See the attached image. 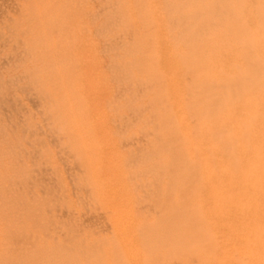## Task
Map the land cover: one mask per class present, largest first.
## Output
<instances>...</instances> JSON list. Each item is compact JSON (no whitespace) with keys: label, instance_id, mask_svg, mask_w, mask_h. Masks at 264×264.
Instances as JSON below:
<instances>
[{"label":"rangeland","instance_id":"obj_1","mask_svg":"<svg viewBox=\"0 0 264 264\" xmlns=\"http://www.w3.org/2000/svg\"><path fill=\"white\" fill-rule=\"evenodd\" d=\"M209 1L0 0V228L10 251L6 263L200 264L202 250L191 257L184 250L204 231L193 215L202 183L194 173H183L188 159L182 140L170 133L173 100L168 90L170 72H178L180 82L187 83L184 94L190 93L194 74L180 60L182 50L191 49L193 55L211 33L216 47L232 42L221 17L227 8L219 3L211 9L217 24L198 38L191 33L208 23ZM247 8L238 10L249 14L248 24H258L254 7ZM151 20L158 21L155 27ZM248 52L246 60L253 58ZM178 59L187 64H180L182 70L174 66ZM187 120H192L187 122L194 141L200 140L188 111Z\"/></svg>","mask_w":264,"mask_h":264},{"label":"bare ground","instance_id":"obj_2","mask_svg":"<svg viewBox=\"0 0 264 264\" xmlns=\"http://www.w3.org/2000/svg\"><path fill=\"white\" fill-rule=\"evenodd\" d=\"M185 1H187V0H185ZM254 1H255V3H252ZM217 3L224 5V7L227 8L225 11L223 8L222 11H224L223 12L224 14H222L221 17L223 18V22L225 23V36L229 37V39L232 38V42L230 41L231 44H229L225 48L224 47L219 48L218 45L216 47V43L214 42L216 35L214 33H211L209 37L203 38L202 41L200 42V44L198 46H196L197 48L195 50H193V51H195L193 53V55H192V53H190L191 49H190V52H188V51L184 52V50H182L183 56H181V57L183 59L180 58V60L181 61L185 60V63L187 62V63H189V65L191 67L193 66L192 68L190 67V71L193 72V74H194L193 79H191L193 84H192L191 88L189 89L190 93L184 94L185 89H187L186 88L187 83L183 84L182 82H180L178 72H174V73L172 72L171 73L170 71L172 69H169V68H170V65L172 66V64H170V63L168 64V63H166L167 60L166 61L164 60L165 63L169 66V68H168V66H166L169 69L167 71H169L170 74H172L171 79H170V77H168L170 74L165 75V77L167 76L170 79L169 84H170L171 88L170 89L168 88L169 89L168 93L170 94V99L172 98V100H173L171 107H170V110L172 112V118H170V117L168 118V119H170L172 124H174V126L172 125L173 129L172 130L170 129L171 130L170 133L177 136L180 140H182L181 144H183L182 147H183V149H185V156L188 159L187 166L182 167V168H184L183 170H185V171H183L182 169H181V171H183V173L185 175L189 172L190 174H188L187 176H191V177H194L191 175V172L194 173L196 180L198 179L197 181L202 183V186L199 188V190H197V193H198L197 206H196L197 210H195V214L193 213V215L195 218H198L200 220L201 224L204 225V228H203L204 231L201 232L200 234L197 233L198 235L196 234L194 236V240L192 241V243L194 242V244L186 247L185 250L183 249L186 252L185 254L184 253L183 254L186 256H188V255L190 256V254H193V253H196V252H199L202 250L203 257L199 261L200 264H264V0H225V1H223V0H210L206 4L207 10L210 12L211 9H213V7ZM145 6H147V4ZM153 6H156V4ZM240 6H243L245 8L246 7H249V8L254 7L253 8L254 11L252 10L251 13L254 12V13H252V15L254 16V18L257 19V21L255 20V22H258V24H256V25L248 24V22H251L247 17L249 14L247 15L244 13V11L238 10V7H240ZM157 7H158V5H157ZM189 7H191V6H189ZM249 8H247V9H249ZM156 9H158V8H156ZM185 9H186V7H185ZM216 9H218V8H216ZM219 10H220V8H219ZM151 11L152 10H150V12ZM154 12H155V10H154ZM212 12L213 11H211V14L213 15ZM151 13H150V15H148L149 13H147V15L149 17L154 15L153 13L151 15ZM192 13L193 12H191L189 16H194L195 12L193 14ZM159 14H161V13H158V16H160ZM204 14H202V15H204ZM147 15H146V17H147ZM210 15H208L209 20L205 19L206 21H208V23L206 22L208 25L206 23L204 24L202 22V24L198 25V27H195L194 29L191 28V30H192L191 33L193 35H195V38H198L196 35L202 33L204 31V29L205 30L207 28L209 29L210 27H213L212 25L217 24L216 21H213L214 15L212 16V18L210 17ZM252 15H250V16H252ZM205 16H206V14H205ZM205 16H203V17H205ZM253 16H252V18H253ZM206 18H208V17L206 16ZM153 20H154V18H153ZM153 20H151V21H153ZM198 20H199V18H198ZM205 20L203 19L202 21H205ZM247 20H248V22H247ZM153 22L152 23L154 24V27H155L157 25V24L155 25V22H158V21H153ZM161 22L159 21L158 25ZM137 23H141V22H139V20H138ZM168 23H170V22H167V24ZM165 24H166V21H165ZM167 24H166V26H167ZM252 24H253V22H252ZM136 25H138V24H136ZM187 25H188V23H187ZM181 26H182V24H181ZM217 26L219 27L220 25H217ZM141 28H143V26ZM163 29H164V31L166 30L165 28H162V30ZM159 31L161 32V30H159ZM170 33H173V32L170 31ZM157 35L154 34L153 38L154 37L157 38L158 37ZM186 37H188V36H186ZM171 38H173V37H171ZM160 39H161V37H160ZM171 40H173V39H171ZM200 40L198 39V41H200ZM164 43H163V46L164 45L166 46V44H164ZM189 43H188V46H189ZM194 44H196V42ZM175 45L176 44H173L171 46H173V48H174ZM182 49H183V46H182ZM173 50H172V54H171V52L170 53L168 52L169 50L167 52L169 55L171 54V56L174 58L176 56H174L175 52H173ZM177 50H178V48L175 47V51H177ZM216 50H217V53H216ZM214 51H215V53H213ZM248 51H251L252 54L254 55V56L252 55L253 58L250 60L249 59L246 60V57H245L246 55H250V53ZM154 53L156 54V52H154ZM159 53L160 52H158V54ZM176 54H179L178 58L181 55V53H178V52ZM43 56L44 55H42L41 61L44 60V58H45ZM151 57H152V55H151ZM158 57H159V55H158ZM161 57L163 58V55ZM18 58H19V56H18ZM165 58H167V57L165 56ZM168 59H170V58L168 57ZM175 61L176 60H174V63H175ZM179 62L180 61L178 59L176 65H174V66L176 68L178 67L177 69L182 70L180 67L183 63L182 64L180 63L181 64L180 65V64H178ZM164 66H165V64H164ZM185 66H184V64L182 65V67H184V68H185ZM198 66H201V68L199 67L198 69L197 68L195 69V67H198ZM161 70H160V72H162V74H164L166 72L165 71L163 73L164 70H162V71ZM173 70L175 71V69H173ZM156 72H157V75H159L160 72H158V71H156ZM154 74L155 73H153L152 75H154ZM162 74L160 73V75H162ZM180 77H181V73H180ZM205 80H208V81H205ZM162 87H164V86H162ZM187 91H188V89H187ZM165 93L167 94V96L169 95L167 92H165ZM165 93L163 92V94H165ZM165 96H163V99L166 100L167 96H166V98H165ZM164 101H162L161 103H163ZM186 101H187V103H186ZM163 105H165V104H163ZM187 111H188V113H191V115L195 119V124H196L197 130L200 132V136H201L200 140L198 138V141H196V142L193 139V130L194 129H193V126L191 125L192 123L191 124L189 123L192 120H190V121L187 120ZM166 113H167V111H166ZM81 114H82V112L80 113V115ZM163 115H165V114H163ZM74 116H75V114H74ZM160 117L162 118L164 116H160ZM189 119H191V118L189 117ZM187 121H189V122H187ZM92 126H94V125H92ZM103 126H102V128H104ZM90 128H88V129H90ZM166 128H167V126H166ZM167 129H165V130H167ZM197 130H196V132H197ZM161 133H163V132H161ZM166 133H167V131H166ZM103 135H104V133H103ZM174 141H175V139H174ZM98 142H100V141L98 140ZM170 142H172V141H170ZM162 145H163V142H162ZM179 147H181V146H179ZM180 154L184 155V153H181V152H180ZM183 157L184 156H182V159H183ZM162 159H164V158H162ZM168 163H169V161H168ZM170 163H171V161H170ZM178 163H179V161H178ZM178 163H177V165H178ZM0 169H2V168H0ZM170 173H171V171H170ZM159 175H161V174H159ZM164 178H166V177L164 176L163 179ZM187 178H186V180L188 181ZM191 179L192 178H190V180ZM160 180H162V179H160ZM193 181H195V180H193ZM173 182H175V181H173ZM190 183L191 182L189 181V184ZM166 184H167V182H166ZM177 184H178V182H177ZM171 185H172V183H171ZM190 185H192V184H190ZM167 188H168V186H167ZM194 190H195V188H194ZM195 192H196V190L193 193H195ZM109 195H110V192H109ZM175 195H176V193H175ZM114 196L116 197V194H114ZM109 197H111V196H109ZM113 199H115V198H113ZM169 201H171V199ZM121 202L123 203L124 201H121ZM113 203H115V202L113 201ZM175 203H176V201H175ZM187 203H188V201H187ZM189 204H191V203L189 202ZM117 205H116V208H118ZM162 206H160V207H162ZM180 206H182V205H180ZM182 208H184V207H182ZM166 209H167V207H166ZM158 210H160V209H158ZM184 210L182 209V211H184ZM167 211H169V210H167ZM121 212H122V209H121ZM188 212H190V211H188ZM166 213H164V214H166ZM123 214L125 215V213H123ZM126 214H128V212ZM131 214H133V213H131ZM188 214H192V213H188ZM177 216L178 215H176L175 217H177ZM182 216L181 217L179 216V218L181 219ZM99 218H101V217H99ZM179 218H178V220L180 222ZM168 219H170V218H168ZM182 219H181V221H182ZM127 221L129 222V219ZM127 221H125V223ZM142 222H144V221H142ZM176 222H178V221H176ZM200 222H199V225H200ZM122 223L125 224L124 222H122ZM139 223H141V222H139ZM146 223H147V221H146ZM182 225H184V223H182ZM121 226H122V224H121ZM177 226H179V225H177ZM5 227H7V226H5ZM1 228H0V264H12V262H9V263L5 262L6 260H10V253H9L10 251H8V249H9L8 245L4 244L1 241L2 236L6 232L4 230V228L3 229H1ZM119 228H120V226L117 225L116 230H119ZM165 228H166V226H165ZM137 229H139V227ZM183 230H186V229L184 228ZM194 230H195V228H194ZM194 230L191 229V231H194ZM138 232L139 231L136 232L137 235H138ZM195 232H196V230H195ZM124 233H125V231H124ZM136 234L134 232V234L132 236H134ZM140 235L141 234H139L138 236H140ZM126 236H128V235H126ZM123 237H122V239H123ZM134 237H135V239L133 238V240L135 242L137 237L136 236H134ZM124 239H126V238H124ZM137 239H138V243H137V245H138L140 243H139V238H137ZM149 239H151V238H149ZM152 241H154V240H152ZM164 241H165V239H164ZM169 241H171V240H169ZM174 241H176V240H174ZM130 242H131V239H130ZM201 242H203V243H201ZM141 246H142V244H141ZM130 247H133V246H130ZM175 247H177V245ZM125 249H126V247H125ZM135 249H137V248L134 247V250ZM166 249H168V248H166ZM141 250H142V248H141ZM173 251H175V250H173ZM124 252H125V250H124ZM134 252H136V251H134ZM169 254H172V252ZM174 254H176V253H174ZM131 257H132V255H131ZM139 257H141V256H139ZM169 257H171V256H169ZM122 259L123 258H121V260ZM125 259H128V258L125 257ZM159 259H161V258H159ZM141 260H144V259H141ZM150 260L151 259L148 260L149 263H150ZM116 263H117V261H116Z\"/></svg>","mask_w":264,"mask_h":264}]
</instances>
